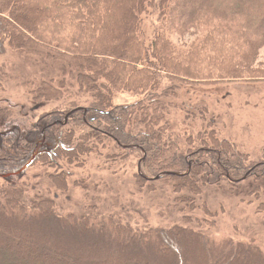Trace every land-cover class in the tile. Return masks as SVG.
I'll return each mask as SVG.
<instances>
[{
	"label": "trees",
	"instance_id": "obj_1",
	"mask_svg": "<svg viewBox=\"0 0 264 264\" xmlns=\"http://www.w3.org/2000/svg\"><path fill=\"white\" fill-rule=\"evenodd\" d=\"M152 11L147 35L143 16ZM263 47L264 0H0V88H22L37 112L29 123L24 105L0 106V264H264L254 239H219L203 224L217 215L210 209H78L59 164L86 162L109 143L133 149L144 155L135 185L144 181L153 197L163 188L164 208L194 204L189 193L222 179L263 177L264 162L244 165L226 140L200 134L197 147H185L156 129L169 106L162 98L177 94L165 82L264 78ZM117 93L138 98L117 105ZM45 160L59 185L46 174L28 192L22 169Z\"/></svg>",
	"mask_w": 264,
	"mask_h": 264
},
{
	"label": "rangeland",
	"instance_id": "obj_2",
	"mask_svg": "<svg viewBox=\"0 0 264 264\" xmlns=\"http://www.w3.org/2000/svg\"><path fill=\"white\" fill-rule=\"evenodd\" d=\"M155 13L152 11L151 14L147 13L148 15L143 16L142 27L147 35L149 28L155 22ZM259 53L260 58L264 60V47ZM170 87L177 91V94L162 98L169 106L162 112L163 120L156 126L157 130L159 129L161 133L166 131L167 134L171 132L172 139L185 147L188 140L197 147L200 134H204L205 137L212 134L232 144L242 155L244 165L264 162V78H243L204 85L171 81L163 85V88ZM137 98L138 96L129 93H117L114 104H133ZM6 99L14 105L20 107L24 105L29 123L35 119L37 112L30 110L34 105L31 95L22 88L6 85L0 88V106H6ZM74 101L83 100L75 98ZM165 120L168 124H165ZM107 141L104 140V143ZM109 148L113 149L110 156ZM143 158L144 155L140 157L133 149L120 148L109 143L108 148L106 146L99 148V154L90 156L86 162L80 161L78 165L69 167L59 162L61 168H67V183L72 187L71 205L78 209H87L89 204L92 207V203H95L98 209L118 211L117 209H130L133 202L136 206L132 204V209L139 211L150 209L151 212L148 213L152 216L156 214L154 209H180L188 216H193L201 209H210L217 215H203L200 219L204 221L206 227L214 226L217 230V233L215 232L217 238L231 236L236 239L237 235L243 239H254L264 247V189L261 186L264 176L260 178L258 174H242L240 179L243 180L235 184L222 179L219 185L210 183L205 186L200 194L189 193L194 204L182 203L179 204V208L174 205L164 208L169 202L170 194H167L168 197L161 196L163 188L154 195L156 197H153L145 195L147 186L144 181L137 180L136 185L134 183L132 176L138 172V165ZM53 163L49 160L36 161L30 168L28 166L23 168L25 173L23 188L29 192L26 187L28 183L36 184L41 181L40 176L48 177L47 175L59 185V180L53 179L58 173ZM250 170L251 168H248L245 172L248 174ZM261 170L264 173V169ZM166 183L168 182H165L164 189L168 186ZM84 184L94 186V189L82 190L81 186ZM31 190L29 194H40L37 189L31 188ZM137 190L144 195L138 194ZM130 193L132 195H129ZM181 194L182 192H177L174 196L182 198ZM53 196L56 197L57 194L54 193ZM165 198H168V202ZM133 221L136 225L145 224V219L138 215L134 216ZM54 227L67 229L59 225ZM8 231L13 234V231ZM69 231L68 228L67 232ZM79 234L82 235L81 239H86L88 236L86 232ZM69 238H77V236H68V240ZM164 242L168 243V241Z\"/></svg>",
	"mask_w": 264,
	"mask_h": 264
},
{
	"label": "water",
	"instance_id": "obj_3",
	"mask_svg": "<svg viewBox=\"0 0 264 264\" xmlns=\"http://www.w3.org/2000/svg\"><path fill=\"white\" fill-rule=\"evenodd\" d=\"M80 108H81V107H78V108H76V109H80ZM65 119H66V118H65ZM30 162H31V161H29L28 164H29ZM22 170H23V169H22ZM156 178H158V176H157Z\"/></svg>",
	"mask_w": 264,
	"mask_h": 264
}]
</instances>
